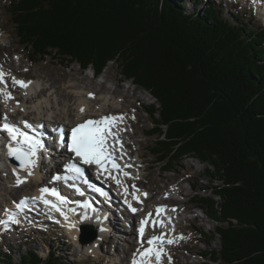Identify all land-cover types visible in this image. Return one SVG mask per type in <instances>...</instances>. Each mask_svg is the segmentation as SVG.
<instances>
[{"label":"trees","instance_id":"obj_1","mask_svg":"<svg viewBox=\"0 0 264 264\" xmlns=\"http://www.w3.org/2000/svg\"><path fill=\"white\" fill-rule=\"evenodd\" d=\"M198 1L190 12L184 0H10L7 11L32 64L50 57L100 74L116 62L147 89L158 102L145 107L151 155L171 165L196 157L221 181L218 202L192 199L221 241L219 249L205 242L203 257L264 264V27L238 11L224 15L220 3L201 12ZM0 264L79 263L51 247L43 258L28 248L18 262L3 252Z\"/></svg>","mask_w":264,"mask_h":264},{"label":"rangeland","instance_id":"obj_2","mask_svg":"<svg viewBox=\"0 0 264 264\" xmlns=\"http://www.w3.org/2000/svg\"><path fill=\"white\" fill-rule=\"evenodd\" d=\"M219 1L220 0H201L198 1L197 4L201 7L202 12L204 5H211L214 3L218 6ZM227 2L230 3V1L226 0L225 2H222V6H220L224 15H229L230 11H238V13L248 21L250 27L260 30L264 27V17H262L256 10L249 8L247 4L230 5ZM184 3L187 6L185 8L187 11H193L192 2L185 0ZM9 4L10 0H0V30L5 31L4 38L0 41V52L4 55V59L2 60L4 66L9 67L14 65L13 70L18 73V75L25 76L30 80L33 78L41 79L40 81L43 82V86L46 88L49 87V83H52V86L55 85L57 90L60 86L62 87L64 83L70 81V83L73 82V84L76 85L75 87L79 90L82 89L83 94H85L87 90H91L96 93L95 96L107 94L106 96L109 97L110 90H115L116 95L125 94L123 96L124 100H128L127 104H133L134 107L131 111L132 116H129L131 121L129 127H126L128 137L125 140L131 142V149L137 151L143 157L144 170L142 168L143 174H141V178L144 175L143 185L152 192L151 198L148 201V205L151 208L154 204L161 202L163 198L162 196H165L168 193L177 200V202H173L171 205L177 207L180 206L181 203L184 211L189 210L188 207L190 208V206L184 205L182 200L185 198L184 194L190 192L191 185L193 184L194 188L190 193L191 195L207 196L214 198L216 202L219 201V197L214 195V189L215 185L221 184V181L216 179L214 168L211 165L201 163L196 157H184L181 161L178 160L172 165L168 163L163 164L157 162L158 160L156 157L152 156L149 152V147L152 145V138L154 137L151 138L150 136L145 135V131L150 128V121L145 112V107L151 104L158 107V102L147 89L141 85L133 83L132 79L126 78L116 62H108L103 72L97 77L92 76L91 69L82 70L77 63H72L66 67L59 61L50 57H47L46 61H43L38 65L32 64L28 59L27 50L17 43L15 30L10 24L9 13L7 11ZM10 40L12 41L11 44ZM8 60H11V62ZM41 88L42 86L38 87L39 90ZM45 93L47 94V91H45ZM18 94L20 95V93ZM142 97L146 100V102H143L142 100L140 101L142 102V105H140L139 102H136L137 104L132 103L136 99H142ZM31 102L32 100L29 101V103ZM173 165L174 169L169 171L168 168ZM203 166L208 168V173L205 172ZM1 174L2 172L0 173V199H2L1 194L4 190L10 187L8 182L9 177H5ZM178 180L182 185V193H180L181 191L172 192L171 189L167 191L161 189L162 186L169 182L172 185H176L179 182ZM168 188H170V185ZM179 195L182 197L180 198ZM193 203L197 204L199 202ZM192 212L185 214L181 210L179 218L182 219V216L185 215L188 220L183 221L180 225L184 227L180 230L183 234L179 233V235H183V239H180L181 236L177 235L178 242H181V246L177 247L182 248L171 249V251H174V255L177 259L174 260V264H212L210 255L200 257L198 251L202 249L205 242L209 243L210 248L219 249L221 241L220 237L215 233L217 226L216 222L204 218V216L197 220H189V218L192 217ZM116 214H118V212ZM114 218L115 227L123 232L122 222L120 221L119 223L120 219L116 220L115 216ZM54 229L55 228L48 227V232L42 233L39 229L33 227L27 230L26 233L17 231L9 236L7 235V237H0V254L3 252H11L13 262H18L20 260V254L24 253L28 248L36 249L37 252L45 257L49 252L48 249L52 247L58 255L65 256L66 259L76 261L79 264H109L108 258L102 262V259L104 258L102 255L108 254L110 257H116V260L118 261V255H127V252L124 251L125 248H123L124 253L121 251L122 245L125 243H118L115 238H109L107 242L100 244V247L97 250L98 252L96 251L95 254H89L86 249L81 247L77 248V245L71 242L69 235L63 231V228H56V231H54ZM108 230L109 232L116 233L111 231L110 227H108ZM60 232L62 233L60 234ZM204 233H209V235L214 233V235L212 238H207ZM64 236L66 238H64ZM19 250H21V252ZM110 252H112L113 255H111ZM128 256L129 254L125 257V262L127 261ZM118 264L122 263L118 262Z\"/></svg>","mask_w":264,"mask_h":264},{"label":"bare ground","instance_id":"obj_3","mask_svg":"<svg viewBox=\"0 0 264 264\" xmlns=\"http://www.w3.org/2000/svg\"><path fill=\"white\" fill-rule=\"evenodd\" d=\"M258 13L261 14V11L258 10ZM25 27V26H24ZM20 29V28H19ZM22 29V28H21ZM4 32L3 30H0V41L3 40L4 38ZM12 41L10 40V44ZM18 43V42H17ZM91 57V56H90ZM4 59V55L0 52V71H2L5 76H4V81L6 84H8V88L1 86L0 87V121H3L5 118H7L10 121H14L15 118H27L29 120H35L37 123L43 122L44 126L46 127V132L50 133L51 135L54 134L53 130L57 126H63L66 128H70L74 124L80 122L86 117H97L100 114H106L110 113L113 114L115 117H120L123 116L122 121H117V126L120 129L119 134L123 132H126L123 137H120L121 144L125 142V139H127V129L126 127H129V123L131 121V118L129 116H132V109H133V104H127L128 100H124L125 94H120L116 95L115 90H110V96L107 97V94H100L99 96H95L93 99L89 98V94L93 93L91 90H87L85 94L82 93V89H78L75 87L76 85L70 83V81L64 83L62 87L58 88L56 90L55 85L52 86V83H49V87L46 88L43 86V82H41V79H28L25 76H20L18 73H16L13 69V66L6 67L4 66V62L2 61ZM11 62V60H8ZM19 68V67H18ZM16 68V69H18ZM12 77H15L16 80L19 81H24V82H31L28 84V86L25 87H20L19 85H13L12 83ZM44 80V79H43ZM53 80V79H52ZM57 83V82H56ZM55 84V82H54ZM47 85V84H46ZM40 91H37L38 87H41ZM126 88V87H125ZM53 89V90H52ZM47 91V94L45 93ZM5 93H10L11 94V99H6ZM20 93V95L18 94ZM140 95V94H139ZM135 96V95H134ZM145 96V95H144ZM19 98V99H18ZM129 99V98H128ZM29 103V101H31ZM145 101L142 97V99H136L132 103L139 102L140 105H142L140 101ZM137 104V103H136ZM83 108L84 111L81 112L80 109ZM138 114V113H137ZM135 116V115H134ZM6 123V121L3 122V124ZM121 123V124H120ZM119 124V125H118ZM56 126V127H55ZM55 131V130H54ZM57 137V136H56ZM55 137V138H56ZM130 137V136H129ZM55 143V140L53 138V144ZM129 146L122 147L123 153L126 154L127 164H131L134 167V172L137 173V175L140 174L143 170L141 168H138L136 165H142L141 163V154L138 153L137 151L131 149ZM54 149L62 146H57L53 145L52 146ZM117 156L122 158L123 156L119 155V152L116 153ZM2 163L5 164V167H10L11 166V161L7 159L5 155L2 156V159H0ZM133 160L135 162H133ZM118 163V162H117ZM44 159L41 161L39 164L40 167L42 168H47L45 165ZM119 164V163H118ZM12 169L8 170V173H11ZM19 172L21 175H18L16 177L11 176L10 174L8 175V182L10 184V187L6 188L4 192L1 194L2 199H0V208L8 207L13 203V200L15 199H20L21 197L29 196L34 190L43 184H46L47 180L42 179V182L40 183L41 180V174H38L36 172V166L31 168L32 175H28V169H20ZM3 176L7 177L5 174L6 172H2ZM1 174V175H2ZM17 177H26L27 178V183L26 184H19L17 185ZM118 179V177H117ZM174 180V179H172ZM177 181V180H176ZM179 181V180H178ZM110 183H114V180L111 179L109 181ZM140 182V180H139ZM143 183V181H142ZM170 185V188H168ZM142 191L148 190L147 188L144 187V185L141 187ZM161 189L164 191L170 190L180 192L182 193V185L180 181L176 185H172L170 182L167 183L166 185L162 186ZM160 189V191H161ZM37 190V189H36ZM141 191V192H142ZM171 193V192H170ZM30 197V196H29ZM172 200L176 201V199L172 196ZM150 198L147 200V204ZM163 203H166V200L162 199ZM59 204H61L60 201H58ZM79 203L78 199H72V202L69 203V209L75 208L74 205H77ZM119 201V205H120ZM183 203V202H182ZM115 205V202L112 203ZM156 204H162L161 202L156 203ZM154 204L153 206H155ZM185 205V203H184ZM109 208V207H108ZM177 209L179 211V214L184 212L183 210V205L177 206ZM189 209V207H188ZM186 210V209H185ZM106 222L103 223L106 227H110L111 231L116 232L117 235H114L116 237L118 243H125L122 245V252L124 251L127 252L128 259L126 260V254L125 256H119L118 255V260H116V257H110L108 254L102 255L104 257L102 259V262L108 258V263L109 264H118V262L122 264H130L129 261L133 255L134 252L137 250V246L141 243V238L140 235H138V229L136 230L133 228L130 230L126 223L123 221L125 224L123 227V232L119 231L118 228L115 227V218L110 209L106 210ZM210 213V212H209ZM147 213L140 214V217L146 216ZM116 217V216H115ZM117 217H120L119 214H117ZM140 218V219H141ZM139 219V220H140ZM133 221V219H132ZM120 222V221H119ZM93 223L92 217H88V219H84L81 221L80 217L78 219L75 218L73 226H71L70 230L64 229L63 231L69 235V239L73 244H76L77 248L81 247L86 249L87 253L92 254L97 251V246L98 244L94 242L85 243L82 244L77 241V235H78V225H86V224H91ZM183 223V222H182ZM123 226V225H122ZM179 230L175 232L173 236H171L169 239H173L175 242L173 243L174 249L176 248H182V247H177L181 246V242H178L177 235L179 233H182L180 230L183 229L184 227L179 226ZM103 231H100L102 233ZM136 232V234H135ZM183 234V233H182ZM180 234V235H182ZM101 236V234H98V237ZM108 241V238L105 239V242ZM104 242V243H105ZM180 243V244H179ZM80 248V249H81ZM123 248L125 250L123 251ZM184 248V247H183ZM196 251V250H195ZM198 252H201L198 251ZM111 255H113L112 252H110ZM88 255V254H87ZM174 258L173 260H177L176 256L173 255Z\"/></svg>","mask_w":264,"mask_h":264},{"label":"snow or ice","instance_id":"obj_4","mask_svg":"<svg viewBox=\"0 0 264 264\" xmlns=\"http://www.w3.org/2000/svg\"><path fill=\"white\" fill-rule=\"evenodd\" d=\"M4 76L5 74L0 71V84H4ZM13 85H19L20 87H27L29 82L19 81L16 80L15 77H12ZM7 85L5 84V87ZM92 94L90 93L89 96ZM6 99H11L10 93H5ZM81 112L84 111L83 108L80 109ZM123 116L115 117V116H104L101 117L99 120H92L88 119L73 127L71 131L70 142L64 139V133L62 129H57L59 133V142H61L64 146L68 148V150L73 153L84 165H95L99 170L100 174L107 172L111 179H113L117 185H120V180L117 179L116 176H112V172H117L118 174L122 175H129L127 172L122 171V167H130V165L121 166L117 163V155L116 153L119 152L120 156H123L124 153L122 151V144L119 139V131L120 129L117 126V121H122ZM25 126L27 127V123L25 122ZM0 131L7 132L9 138L12 141H16L20 143L21 141L18 140V137H22V142L27 145V149L21 151L20 148H13L11 145L8 147V155L10 157L15 158L21 164V167L28 169V175H32L31 168L35 167L36 161V150L38 148H42L43 144L39 139L30 138L25 133L20 132L19 129L16 127L9 125L8 123H4L0 125ZM119 146V147H117ZM66 168L74 171L75 173L82 174L81 168L76 166V164H69L66 165ZM15 171V170H14ZM54 180H58L59 176L53 177ZM24 181L17 177V185L23 183ZM133 192L132 196L133 199L137 200L138 203L141 201L136 196V192L139 191L136 189L135 185L132 186ZM78 194L83 195V192L80 191L79 188H76ZM99 191V189H97ZM40 200L46 205L51 206L56 211H61V208L57 204H51L49 200L45 199V194L55 196L58 201L62 204L67 203L65 197H62L55 189H49L47 187L40 189ZM146 196V193H143ZM35 199V198H33ZM127 203V201H126ZM85 207L88 205L85 204ZM129 209L135 213L137 211L136 208L132 207L131 204L128 205ZM164 206H158L155 210L156 216L159 217L164 211ZM61 214H63L61 212ZM152 217V213H148L141 221L140 227L138 229L139 235L141 240L144 239V231L145 226L149 222L150 218ZM67 219V217H65ZM81 221L84 219H88L86 214H82L80 217ZM9 220L13 223H17L14 218L11 216ZM160 221H152V225L159 224ZM0 224H5L7 227V222L0 221ZM180 239H183L181 236ZM172 244L175 241L173 239H167L165 241V237L163 234L160 236H151L146 240L148 245L147 248L138 249L136 253H134L132 264H152V257H155L156 264H160L162 256L167 255L164 253L163 244L164 243ZM154 244H158V247H153ZM136 256H140L141 260L138 262L136 260ZM169 264H171V258H168Z\"/></svg>","mask_w":264,"mask_h":264},{"label":"water","instance_id":"obj_5","mask_svg":"<svg viewBox=\"0 0 264 264\" xmlns=\"http://www.w3.org/2000/svg\"><path fill=\"white\" fill-rule=\"evenodd\" d=\"M11 160L14 161V162L18 161V160H16L15 158H12ZM83 229H84V231H87V230H91V227H90V226H84ZM92 238H94V236L92 237V232H91L90 237H88V238L85 239V240L82 239L81 241H82L83 243H84V242H90V241H92Z\"/></svg>","mask_w":264,"mask_h":264}]
</instances>
